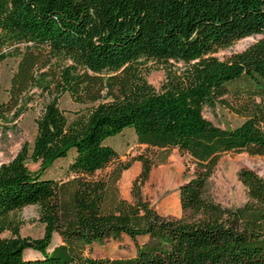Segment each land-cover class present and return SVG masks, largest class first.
<instances>
[{
    "label": "trees",
    "instance_id": "16d2710c",
    "mask_svg": "<svg viewBox=\"0 0 264 264\" xmlns=\"http://www.w3.org/2000/svg\"><path fill=\"white\" fill-rule=\"evenodd\" d=\"M249 35L259 38L213 55ZM9 57L15 69L0 121L31 83L46 80L54 93L31 142L0 163V233L11 231L0 236V264H264V178L240 168L246 199L233 208L206 189L221 154L264 155V0H0V63ZM148 61L163 71L157 87L145 78ZM63 93L84 109L68 118L57 104ZM205 106L241 121L221 128L203 116ZM125 129L146 149L188 157L192 174L177 187L181 217L161 216L142 196L153 157L122 161L106 143ZM68 154L67 180L42 176ZM132 161L139 171L127 201L114 183ZM111 162L107 180L96 174ZM26 205L38 208V238L9 225L8 214ZM54 233L60 241L51 245ZM122 234L132 256L87 253Z\"/></svg>",
    "mask_w": 264,
    "mask_h": 264
},
{
    "label": "rangeland",
    "instance_id": "374dc122",
    "mask_svg": "<svg viewBox=\"0 0 264 264\" xmlns=\"http://www.w3.org/2000/svg\"><path fill=\"white\" fill-rule=\"evenodd\" d=\"M259 38V35H249L234 41L231 45L220 48L213 53L218 58H225L234 52L241 51L247 45ZM65 61H60L63 64ZM148 72L146 80L157 87L163 78V71L154 66L151 61L145 63ZM15 69V59L6 58L0 63V98L6 100L8 96L9 78ZM42 68L39 71L45 70ZM231 85L229 86V88ZM53 85L48 81L31 83L20 95L16 107L10 111L4 120L0 121V163L10 160L24 142L30 143L35 133V119L41 109L51 100ZM57 104L64 114L70 118L85 105L78 104L70 99L67 93L58 96ZM203 116L214 125L221 128L233 127L241 119L227 109L215 106L204 107ZM118 152L122 161L128 160L137 153L149 155L156 160L151 167L148 178L141 186L142 196L163 217L179 218L182 212L177 200V187L187 180L192 174V164L186 155L181 154L176 148L163 151L146 149L135 141L134 134L130 129L122 133L110 136L106 139ZM71 159V154L64 159L54 161L50 167L42 172V176L53 178L57 181L67 180L70 176L65 175L66 164ZM29 171H36L37 163L25 161ZM115 166V162L109 163L96 174L105 180ZM247 167L254 170L264 178V155H249L246 152H227L221 154L212 173L207 179L206 189L211 199L226 207L241 205L245 199V190L240 183L237 172L240 168ZM139 171V162L132 161L130 166L121 171L119 178L114 183L117 195L127 201L131 200V181ZM8 222L11 226H17L19 236L31 239L42 235L43 225L38 220V208L36 205H26L8 214ZM11 235L10 229H4L0 236ZM143 238H137L142 241ZM56 233L53 234L51 245L59 243ZM38 253L32 249H25L24 256L32 257ZM87 253L93 257H129L134 253L133 241L122 234L118 240L111 238L101 242H92Z\"/></svg>",
    "mask_w": 264,
    "mask_h": 264
}]
</instances>
